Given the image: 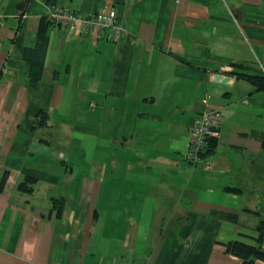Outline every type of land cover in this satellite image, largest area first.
I'll use <instances>...</instances> for the list:
<instances>
[{"label": "crops", "instance_id": "1", "mask_svg": "<svg viewBox=\"0 0 264 264\" xmlns=\"http://www.w3.org/2000/svg\"><path fill=\"white\" fill-rule=\"evenodd\" d=\"M52 3L128 33L68 34ZM263 138L264 0H0V264H242L223 245L257 244Z\"/></svg>", "mask_w": 264, "mask_h": 264}, {"label": "built area", "instance_id": "2", "mask_svg": "<svg viewBox=\"0 0 264 264\" xmlns=\"http://www.w3.org/2000/svg\"><path fill=\"white\" fill-rule=\"evenodd\" d=\"M49 23L65 30L68 34H76L82 38H107L120 42L127 35L128 29L118 19L115 10L81 15L64 4L50 7L47 15ZM223 114L217 110L204 111L195 120L189 133V157L195 164L202 163L205 170L213 168L208 160L209 151L215 149L220 137V125Z\"/></svg>", "mask_w": 264, "mask_h": 264}, {"label": "trees", "instance_id": "3", "mask_svg": "<svg viewBox=\"0 0 264 264\" xmlns=\"http://www.w3.org/2000/svg\"><path fill=\"white\" fill-rule=\"evenodd\" d=\"M53 4L54 3H52L51 6H53ZM47 23L52 25L51 23H49V21ZM47 42H48L47 38H44V41L38 44L39 47L42 48L43 51L46 50ZM42 69H43L42 62L34 66V70L37 72V74L35 75V79H36L35 82H37L38 79H40V74L42 72ZM251 79L256 82L259 81V79L257 78H251ZM262 146L264 149V138L262 141ZM213 151L214 149L209 151L208 156ZM257 231H258L259 237L257 239L256 245H249V244L239 242V241L229 242L223 245L225 248V253L228 255H232L236 258H239L240 260H242V264H254L257 260H261L264 262V215L262 216L257 226Z\"/></svg>", "mask_w": 264, "mask_h": 264}, {"label": "water", "instance_id": "4", "mask_svg": "<svg viewBox=\"0 0 264 264\" xmlns=\"http://www.w3.org/2000/svg\"><path fill=\"white\" fill-rule=\"evenodd\" d=\"M214 81L216 84L227 85L231 81V77L216 74L214 76Z\"/></svg>", "mask_w": 264, "mask_h": 264}]
</instances>
